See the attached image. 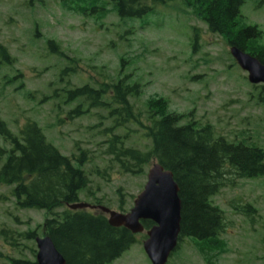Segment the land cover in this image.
<instances>
[{"label": "rangeland", "instance_id": "obj_1", "mask_svg": "<svg viewBox=\"0 0 264 264\" xmlns=\"http://www.w3.org/2000/svg\"><path fill=\"white\" fill-rule=\"evenodd\" d=\"M29 1L0 0V45L11 59L9 66L0 64V121L13 135L27 121L37 123L61 155L77 158L73 165L90 181L79 193L80 203L92 206L98 200L103 207L120 212L122 201L124 213L128 212L152 165L139 176L122 174L104 155L109 133L102 132L117 119L111 116V107L88 109L85 105L81 107L84 115L69 119L77 102L68 101L65 91L85 84L96 89L108 77L122 74L130 77V83L141 85V96L131 104L143 122L146 101L160 97L167 101L170 113L189 117L183 124L210 125L214 138L264 150V91L248 83L247 74L229 54L226 37L208 31L197 15L201 9L195 0L149 4L151 12L135 20H121L107 0H39L33 5ZM242 3L237 29L257 26L262 33L255 41L259 47L264 43V0ZM126 129L130 135L125 146L148 148L137 126L127 124ZM114 133L125 134L123 130ZM0 146L9 150L1 139ZM7 156L8 152L0 168ZM12 188L0 186V231L13 235L21 255L0 237V264H8L3 257L33 260L34 240L17 236L34 230L41 237V226L49 217L44 211L19 210L11 198ZM211 203L227 222L219 236L223 250L211 252L205 245L199 249L184 239L167 264H264V177L238 180L233 187L221 189ZM236 205H250L256 214L246 218L234 209ZM136 239L113 264H150L143 239Z\"/></svg>", "mask_w": 264, "mask_h": 264}, {"label": "trees", "instance_id": "obj_2", "mask_svg": "<svg viewBox=\"0 0 264 264\" xmlns=\"http://www.w3.org/2000/svg\"><path fill=\"white\" fill-rule=\"evenodd\" d=\"M38 1L30 0L29 3L33 5ZM107 1L121 20H135L151 12L149 4L162 5L173 0ZM195 1L201 9L197 15L205 22L208 31L225 36L229 46L255 57L264 66V44L255 47V41L262 36L259 28L244 26L237 29L242 0ZM195 39L193 48L197 46ZM47 45L59 53L52 42ZM0 64H11L9 53L2 45ZM62 77L61 81L64 80ZM129 78L119 74L108 77V81L104 79L96 89L85 84L65 91L68 101L77 102L76 108L69 112L73 115L69 119L84 115L81 107L85 105L88 109L111 107V116L117 119L102 132L109 133V136L105 135L104 155L122 174L139 176L150 163H158L170 171L181 202L178 247L184 239H189L197 247L205 245L211 252L222 251L224 245L219 242V236L226 231L227 222L223 212L212 205L211 199L221 189L233 187L238 180L264 177V150L229 144L222 137L214 138L210 125L198 128L195 121L183 124V120L189 117L170 113L167 101L160 97L146 101L143 122L142 114L135 113L131 104L132 99L141 96L142 87L139 83H130ZM66 84L69 86V81ZM127 124L139 128L149 144L146 150L125 146L130 135ZM115 130H123L124 136L116 135ZM0 139L9 146V150L0 146V160L8 152L0 168V186L13 187L11 198L19 210H38L48 214L41 231L51 239L65 264H111L136 244L129 231L109 226L102 213L68 209L80 201L79 193L88 188L90 181L81 168L73 165L77 158L61 155L47 142L37 123L27 121L18 135H13L0 121ZM85 155L86 152H82L80 156ZM93 205L102 204L95 200ZM234 209L246 218L256 214L250 205H239ZM120 211L124 212L122 201ZM142 226L147 231L153 224L143 221ZM0 237L8 242L11 250L21 255L20 244L12 234L2 229ZM17 238L34 240L36 231H27ZM30 252L35 257V250L30 249ZM3 258L8 264H36L34 260Z\"/></svg>", "mask_w": 264, "mask_h": 264}, {"label": "water", "instance_id": "obj_3", "mask_svg": "<svg viewBox=\"0 0 264 264\" xmlns=\"http://www.w3.org/2000/svg\"><path fill=\"white\" fill-rule=\"evenodd\" d=\"M230 56L238 67L247 73L251 85H264V66L256 58L236 47L230 48ZM178 193L179 189L172 173L164 170L158 163H154L147 172L143 190L127 213H118L103 206L82 203L70 205L68 209L100 211L107 217L109 226L124 228L133 235L143 233L141 222H152L153 226L145 232L143 251L150 264H167L169 257L177 248L180 233L181 202ZM34 242L36 264H65L64 258L48 236L37 237Z\"/></svg>", "mask_w": 264, "mask_h": 264}, {"label": "flooded vegetation", "instance_id": "obj_4", "mask_svg": "<svg viewBox=\"0 0 264 264\" xmlns=\"http://www.w3.org/2000/svg\"><path fill=\"white\" fill-rule=\"evenodd\" d=\"M256 41H257V40H256ZM263 44H264V43L259 44V45H260L259 47L263 46ZM254 88H255V89L257 88V89H259V90L262 91V92L264 91V85L254 86ZM138 236H140L141 238L144 237V235H138ZM134 237H136V236H134ZM142 239H143V240H142L141 245H142L143 242L146 240V237H145V238H142ZM135 240H136V242H138L136 238H135ZM118 259H119V258H118ZM118 259H117V260H118ZM115 261H116V260H115ZM115 261H114V262H115ZM114 262H112L111 264H113Z\"/></svg>", "mask_w": 264, "mask_h": 264}]
</instances>
